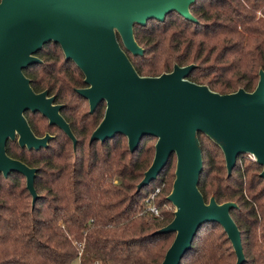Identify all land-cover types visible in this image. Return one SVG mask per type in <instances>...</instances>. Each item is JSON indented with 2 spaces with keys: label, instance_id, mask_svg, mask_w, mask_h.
Returning <instances> with one entry per match:
<instances>
[{
  "label": "trees",
  "instance_id": "1",
  "mask_svg": "<svg viewBox=\"0 0 264 264\" xmlns=\"http://www.w3.org/2000/svg\"><path fill=\"white\" fill-rule=\"evenodd\" d=\"M191 12L197 21L172 12L162 22L152 19L148 22L153 25L135 26L144 54L128 55L138 74L158 77L172 72L174 64H195L188 79L196 84L222 95L239 89L254 92L264 70V0H196ZM39 56L42 61L24 73L36 93L48 91L63 105L61 114L77 144L74 147L64 132L50 125L53 139L47 148L28 150L17 142L8 143L11 158L38 169L35 188L40 198L33 206L21 174L8 178L0 174V264H73L76 260L80 264H161L175 239L174 233H156L174 219L175 211L166 208L173 206L167 200L172 187L162 189L157 197L158 217L145 213V205L162 187L161 177L176 156L156 181L138 191L155 156L147 141L156 139L144 138L134 152L123 135L90 143L106 105L90 112L88 101L77 92L86 86L84 74L74 61L66 60L58 43L46 44ZM25 116L34 134L45 137L28 113ZM199 140L204 168L198 187L205 201L214 196L219 204L236 203L231 216L241 231L243 250L245 235L258 246L264 179L250 172L262 166L256 161L242 166L241 160L247 158L243 155L229 176L220 158L222 150L203 134ZM243 209L255 221L254 233L246 227ZM261 226L264 229V223ZM235 259L222 226L207 223L181 264H236ZM244 264L264 262L246 259Z\"/></svg>",
  "mask_w": 264,
  "mask_h": 264
},
{
  "label": "water",
  "instance_id": "2",
  "mask_svg": "<svg viewBox=\"0 0 264 264\" xmlns=\"http://www.w3.org/2000/svg\"><path fill=\"white\" fill-rule=\"evenodd\" d=\"M196 0H0V174L25 177L33 206L40 198L35 188L38 169L11 158L9 141L21 148H47L53 137L39 138L25 114H41L72 141L77 139L61 115L62 105L48 92L36 93L23 71L39 62L36 53L45 44L58 43L66 59L73 60L85 77L78 89L90 112L106 105L105 115L90 143L123 135L134 152L146 137L157 140L150 168L138 191L156 181L173 155L176 178L167 200L176 208L173 221L157 234H175L161 264H181L192 248L199 229L217 223L224 229L244 264L241 231L231 216L234 202L207 203L199 190L203 155L199 134L207 136L223 152L228 175L246 154L262 166L264 179V70L254 92L239 89L222 95L188 79L195 64H174L173 71L158 77L138 74L127 51L143 55L134 35L136 25L164 21L176 12L197 21L191 12Z\"/></svg>",
  "mask_w": 264,
  "mask_h": 264
},
{
  "label": "rangeland",
  "instance_id": "3",
  "mask_svg": "<svg viewBox=\"0 0 264 264\" xmlns=\"http://www.w3.org/2000/svg\"><path fill=\"white\" fill-rule=\"evenodd\" d=\"M261 15V14H259ZM147 24L149 25H153L154 22H148ZM173 71V69H172ZM164 73H168V72H164ZM164 73H161L160 75L164 74ZM147 77V76H146ZM73 107L75 106V104L73 103L72 105ZM28 117L29 119H32L34 124L36 126H38V128L43 131V134L44 136L46 134H50L52 132H49V122L46 118H43L41 114H32V113H28ZM157 143V140H148L147 141V144L148 146H152L155 148V145ZM221 160L225 163V157H224V154L221 155ZM251 162H253L252 159H250L249 157L247 158H243L241 160V164L242 166H250L251 165ZM176 168H177V158L174 157L173 159V162L171 164V166L166 170L165 172V175H163L161 177V179H163L161 181V186L163 187V189L167 190L169 188V186H171L173 188V184H174V181H175V178H176ZM263 168L261 167V169H258V170H253L250 172V175H253V174H261ZM264 186V183L263 185L260 187V189ZM172 192V191H171ZM245 194L248 195V192L245 190ZM211 198H209V201H210ZM264 202V201H262ZM167 209L169 210H176V208L174 206L170 207V206H167L166 207ZM243 212L245 213V220H246V227L253 231L254 233V230L253 227L255 226V224L253 225V222L254 219H252L248 214H247V211H245V209H243ZM260 213V212H259ZM258 223H259V226L258 228L256 229V233H257V236H258V246H255V242L252 241V237H249L247 235H245V239H246V244H244V254H245V257L247 259V262H264V229L262 228L261 224L264 223V217L263 215L260 213L258 215ZM220 230V229H219ZM262 246V248H261ZM262 252L261 254V257H260V253L259 252ZM259 259H261V261H259ZM235 262H237V259H235ZM73 264H80L79 260H76Z\"/></svg>",
  "mask_w": 264,
  "mask_h": 264
},
{
  "label": "built area",
  "instance_id": "4",
  "mask_svg": "<svg viewBox=\"0 0 264 264\" xmlns=\"http://www.w3.org/2000/svg\"><path fill=\"white\" fill-rule=\"evenodd\" d=\"M247 157L255 161V158L251 154H247ZM163 187L158 188L153 194L149 196V198L146 200V205H145V213L150 214L152 216L158 217L160 215V209L157 205V197L160 195Z\"/></svg>",
  "mask_w": 264,
  "mask_h": 264
},
{
  "label": "flooded vegetation",
  "instance_id": "5",
  "mask_svg": "<svg viewBox=\"0 0 264 264\" xmlns=\"http://www.w3.org/2000/svg\"><path fill=\"white\" fill-rule=\"evenodd\" d=\"M48 44V43H47ZM46 45V44H45ZM44 45V46H45ZM128 53H130V52H128L127 51V54ZM132 54V53H131ZM65 55V54H64ZM36 56L40 59V61H42V59L40 58V56H39V51L36 53ZM129 56V55H128ZM66 58V57H65ZM66 60H68V59H66ZM70 60V59H69ZM39 61V62H40ZM73 61V60H72ZM33 64V63H32ZM31 65V64H30ZM30 65H28L27 67H26V69H24V71H23V73L25 72V70H27L28 69V67L30 66ZM24 75H25V73H24ZM26 76V75H25ZM27 77V76H26ZM28 78V77H27ZM29 79V78H28ZM30 80V79H29ZM30 83H31V80H30ZM32 87V86H31ZM87 87V85L84 87V88H86ZM48 92V91H47ZM48 95H49V97H55V96H51L50 94H49V92H48ZM55 104H58L57 103V101H56V98H55ZM88 104H89V102H88ZM58 105H61V104H58ZM63 106V105H62ZM90 106V105H89ZM63 109V108H62ZM61 112H62V110H61ZM27 113H31V112H27ZM26 113V114H27ZM25 114V115H26ZM62 115V114H61ZM26 117V116H25ZM65 119V118H64ZM48 120V119H47ZM28 121V120H27ZM48 122H49V120H48ZM49 125H50V123H49ZM51 126V125H50ZM53 127H56V128H58L57 126H53ZM59 129V128H58ZM59 130H61V129H59ZM62 131V130H61ZM63 132V131H62ZM49 134V133H48ZM65 134V133H64ZM49 135H51V134H49ZM52 136V135H51ZM53 137V136H52ZM9 142H17L18 143V141H9ZM8 142V143H9ZM19 144V143H18ZM8 145V144H7ZM20 146V145H19ZM247 155V154H246ZM255 158V157H254ZM14 159V158H13ZM17 160V159H16ZM255 161H256V158H255Z\"/></svg>",
  "mask_w": 264,
  "mask_h": 264
}]
</instances>
